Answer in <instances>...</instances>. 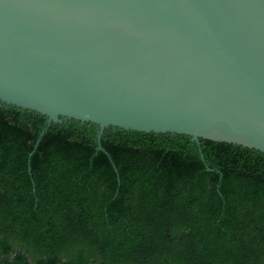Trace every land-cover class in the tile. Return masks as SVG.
Returning a JSON list of instances; mask_svg holds the SVG:
<instances>
[{
	"label": "trees",
	"instance_id": "16d2710c",
	"mask_svg": "<svg viewBox=\"0 0 264 264\" xmlns=\"http://www.w3.org/2000/svg\"><path fill=\"white\" fill-rule=\"evenodd\" d=\"M0 106V264H264V154Z\"/></svg>",
	"mask_w": 264,
	"mask_h": 264
},
{
	"label": "water",
	"instance_id": "95a60500",
	"mask_svg": "<svg viewBox=\"0 0 264 264\" xmlns=\"http://www.w3.org/2000/svg\"><path fill=\"white\" fill-rule=\"evenodd\" d=\"M264 154V0H0V106Z\"/></svg>",
	"mask_w": 264,
	"mask_h": 264
},
{
	"label": "flooded vegetation",
	"instance_id": "af4514ba",
	"mask_svg": "<svg viewBox=\"0 0 264 264\" xmlns=\"http://www.w3.org/2000/svg\"><path fill=\"white\" fill-rule=\"evenodd\" d=\"M47 126V125H46ZM50 126V125H49Z\"/></svg>",
	"mask_w": 264,
	"mask_h": 264
}]
</instances>
